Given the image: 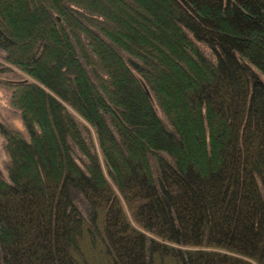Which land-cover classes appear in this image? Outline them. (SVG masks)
Here are the masks:
<instances>
[{
  "label": "trees",
  "instance_id": "trees-1",
  "mask_svg": "<svg viewBox=\"0 0 264 264\" xmlns=\"http://www.w3.org/2000/svg\"><path fill=\"white\" fill-rule=\"evenodd\" d=\"M0 87V264H264V0H0Z\"/></svg>",
  "mask_w": 264,
  "mask_h": 264
},
{
  "label": "rangeland",
  "instance_id": "rangeland-1",
  "mask_svg": "<svg viewBox=\"0 0 264 264\" xmlns=\"http://www.w3.org/2000/svg\"><path fill=\"white\" fill-rule=\"evenodd\" d=\"M0 121H4L5 123L15 127H21L18 111L9 106L8 93L2 87H0ZM5 159L6 157L2 148V142L0 138V176L4 178L6 177L4 169Z\"/></svg>",
  "mask_w": 264,
  "mask_h": 264
}]
</instances>
